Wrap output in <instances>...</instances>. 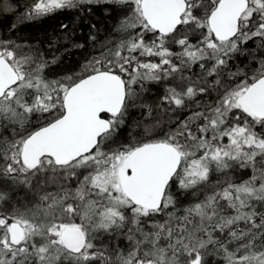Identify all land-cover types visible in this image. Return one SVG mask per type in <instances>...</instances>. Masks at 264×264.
<instances>
[{"label": "snow or ice", "instance_id": "1", "mask_svg": "<svg viewBox=\"0 0 264 264\" xmlns=\"http://www.w3.org/2000/svg\"><path fill=\"white\" fill-rule=\"evenodd\" d=\"M0 264H264V0H0Z\"/></svg>", "mask_w": 264, "mask_h": 264}, {"label": "trees", "instance_id": "2", "mask_svg": "<svg viewBox=\"0 0 264 264\" xmlns=\"http://www.w3.org/2000/svg\"><path fill=\"white\" fill-rule=\"evenodd\" d=\"M55 22L53 20L41 21V22H32L29 25L25 26L22 34L28 33H42L45 29L49 28V26L54 25Z\"/></svg>", "mask_w": 264, "mask_h": 264}]
</instances>
